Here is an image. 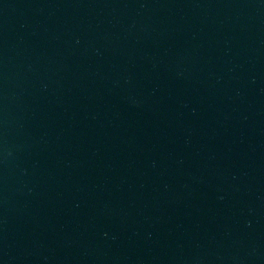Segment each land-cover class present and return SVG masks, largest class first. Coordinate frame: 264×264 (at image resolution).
I'll list each match as a JSON object with an SVG mask.
<instances>
[{
  "label": "water",
  "instance_id": "water-1",
  "mask_svg": "<svg viewBox=\"0 0 264 264\" xmlns=\"http://www.w3.org/2000/svg\"><path fill=\"white\" fill-rule=\"evenodd\" d=\"M0 264H264V0H0Z\"/></svg>",
  "mask_w": 264,
  "mask_h": 264
}]
</instances>
